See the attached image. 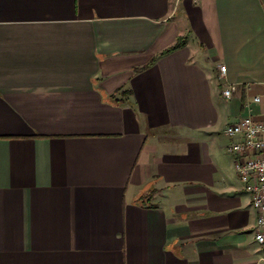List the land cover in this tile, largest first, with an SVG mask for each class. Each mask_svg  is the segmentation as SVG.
I'll list each match as a JSON object with an SVG mask.
<instances>
[{
	"label": "crops",
	"instance_id": "0c3cea01",
	"mask_svg": "<svg viewBox=\"0 0 264 264\" xmlns=\"http://www.w3.org/2000/svg\"><path fill=\"white\" fill-rule=\"evenodd\" d=\"M263 110L264 0H0V264H264Z\"/></svg>",
	"mask_w": 264,
	"mask_h": 264
},
{
	"label": "built area",
	"instance_id": "2783aa9c",
	"mask_svg": "<svg viewBox=\"0 0 264 264\" xmlns=\"http://www.w3.org/2000/svg\"><path fill=\"white\" fill-rule=\"evenodd\" d=\"M220 71L224 75L226 67ZM235 90L231 86L223 95L230 97ZM254 103L261 104L262 98L255 97ZM224 133L231 140L228 152L234 157L236 173L258 213L255 239L264 248V110L229 124Z\"/></svg>",
	"mask_w": 264,
	"mask_h": 264
},
{
	"label": "trees",
	"instance_id": "16d2710c",
	"mask_svg": "<svg viewBox=\"0 0 264 264\" xmlns=\"http://www.w3.org/2000/svg\"><path fill=\"white\" fill-rule=\"evenodd\" d=\"M186 44H187V38H185V37H180V38L176 41V43H175L172 47H170L169 49L165 50V51L161 54V56H164V55H167V54H169V53H172V52H174V51H176V50H179V49L183 48L184 46H186ZM156 60H157V58L154 59V60H152L148 65H146V66H144V67H142V68H140V69H135V72H140V71H143V70L149 68L150 66H152V65L156 62ZM124 94H126V93H124Z\"/></svg>",
	"mask_w": 264,
	"mask_h": 264
}]
</instances>
